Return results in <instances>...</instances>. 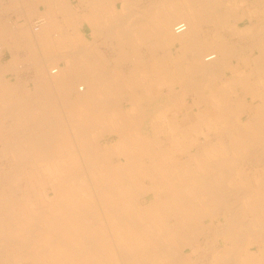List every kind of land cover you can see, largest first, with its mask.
<instances>
[{
	"label": "bare ground",
	"instance_id": "obj_1",
	"mask_svg": "<svg viewBox=\"0 0 264 264\" xmlns=\"http://www.w3.org/2000/svg\"><path fill=\"white\" fill-rule=\"evenodd\" d=\"M143 1L82 0L77 12L65 0H0V54L32 45L30 31L68 46L66 31L77 35L86 14L95 36L119 48L124 62L132 59L129 75L96 58L80 72L84 48L72 50L63 68L62 55L44 53L33 103L0 88L16 102L0 107V152L37 159L42 169L26 172L20 187L10 167L9 187L0 188L3 262L264 264V22L241 29L228 16L232 0ZM246 2L245 18L264 17V0ZM10 13L21 18L17 25ZM53 14L64 18L60 26L51 24ZM14 68L0 64V78ZM138 81L149 86L135 92ZM124 83L132 89L125 117L115 96ZM111 118L124 126H110ZM105 132L118 140L103 148L96 136ZM136 178L149 186L140 190ZM33 179L48 185L39 202L30 193Z\"/></svg>",
	"mask_w": 264,
	"mask_h": 264
},
{
	"label": "rangeland",
	"instance_id": "obj_2",
	"mask_svg": "<svg viewBox=\"0 0 264 264\" xmlns=\"http://www.w3.org/2000/svg\"><path fill=\"white\" fill-rule=\"evenodd\" d=\"M68 4H69V6H70V3L72 4V6L73 7H75V9L74 10H77V12H78V9L77 8H82L81 6L82 5H80V2L82 1V0H65ZM120 1L121 0H118V4L120 5ZM147 1V0H146ZM146 1L144 0L143 1V3L145 2L146 3ZM233 1V0H232ZM232 1H231V3L228 5V8H229V10H230V15L228 14V16H230L231 18L233 17V18H236V20L238 21V26L241 28V29H247L248 30V32L250 31V28H252L254 25H257L258 24V21L259 20H261V21H263L264 22V17H263V15L262 14H258V15H255V16H253V18H245V16H246V12H245V10L244 9H242V7H244L245 9H247L246 7V5H247V2L246 3H242V0H239V3L238 4H233L232 3ZM251 1V0H250ZM37 3H39V0H37ZM43 3H45V1L43 2ZM77 3V4H76ZM144 3V4H145ZM241 3V4H240ZM250 3V2H249ZM143 4V5H144ZM234 5V6H233ZM240 6V8H239V6ZM256 6V5H255ZM46 5H44V4H42V5H40L39 7H38V9L40 10V11H42V12H47V8L48 7H46ZM235 7V8H234ZM236 7H238L237 9H236ZM244 10V11H243ZM234 13H238V15H236L235 17H234ZM234 14V15H233ZM240 14V15H239ZM248 14H249V12H248ZM9 16V19H10V21L12 22V25L14 26V25H17V21L16 20H20L21 18H18V16L16 15V14H14V13H12V14H10V15H8ZM46 16V15H45ZM259 16V17H258ZM35 18H37L38 16H34ZM54 17V18H53ZM85 17H86V14L85 15H82V14H80V16H79V22H78V26H79V28H80V30H79V32H78V34L76 35V33H75V31H72V30H68V31H66V33L65 34H68L70 37H69V41H70V43H73V44H70L69 43V45L68 46H62V43H58V45H57V43H55V41H56V39L57 38H50V39H48L47 41L46 40H42V36H41V38H40V36H38V35H34L33 33H32V31H30L31 33H30V36H31V42H33V44L32 45H28V46H25V47H16V46H11L10 48H6L5 50H3V52L0 54L1 56H0V64L1 65H3V66H9V65H13V67L15 66L16 68H14L15 70H14V72L13 73H11V72H9V73H6V77L5 78H0V88L1 89H5V88H7V89H14L15 90V93L17 92L18 93V96L20 97V100L22 99V98H25V100L27 99L28 101L27 102H30V103H33L35 100H36V98H32V101H31V95H32V93H34L33 91H35V88H36V86H35V84H36V82H38V80H39V78H43L44 77V75H45V68H44V59H43V56H44V58L46 57V55L44 54V53H49V54H47V55H55V54H60V55H62L63 57H62V59H64V60H62V62H61V64H60V66H62V68L63 67H65L66 66V62L68 61V60H66L67 58H69V57H71V56H75V55H72V54H74L75 53V51H77V49H79V51L78 52H81L82 51V48H84V50L81 52V56H82V58L81 59H85L86 60V62H85V60H84V62H83V64H82V66L77 70V71H80V72H84V71H87L86 69L84 70V68L85 67H83V66H88V67H90V68H92V62H94V60H93V58L95 59H99L100 61L99 62H101L102 64V66H103V68L104 69H109L110 68V70H112L113 72H116V73H121V72H125V74L126 75H129V67L130 66H132V64L129 62V61H131L132 59H129V61L126 63V62H124L123 61V59L120 57V56H122L120 53H119V48H117V47H115V46H109L108 45V43H110L109 41H107L106 40V38H105V36H100V37H97V36H95L94 35V32L91 30V26L89 25V24H87V22H86V19H85ZM261 17H263V18H261ZM51 18V19H50ZM55 18H57V15H55V14H53L52 16L51 15H49V19H50V22H51V24H53V25H59V23H63L64 22V18H61V17H58V19H56V21H55ZM243 18V19H242ZM8 19V20H9ZM59 20V21H58ZM251 20V21H250ZM63 21V22H62ZM244 22V23H243ZM252 23H253V25H252ZM256 23V24H255ZM263 24V23H262ZM60 26V25H59ZM250 26V27H249ZM83 29V30H82ZM212 32V31H211ZM53 34L54 33H52V35L51 36H48V37H52L53 36ZM71 34V35H70ZM82 34V35H81ZM84 34V35H83ZM105 35H106V33H104ZM38 36V37H37ZM80 36V37H79ZM81 36H83L82 38H81ZM87 36V37H86ZM230 36L231 35H227L226 36V38H229V39H232L233 41H236V42H242V43H244V44H246V43H249L250 42V39L251 38H246V39H244L245 41H242V40H240L241 39V37L242 36H239V35H236V36H231V38H230ZM33 37V38H32ZM38 38L37 40H35V38ZM104 37V38H103ZM246 37H248V35L246 36ZM80 39V40H79ZM82 39V40H81ZM236 39V40H235ZM248 39V40H247ZM55 40V41H54ZM103 40H104V43H103ZM240 40V41H239ZM36 41V42H35ZM49 41H51L52 43L50 44V42ZM86 41H88V42H86ZM90 41V42H89ZM100 41V42H99ZM102 41V42H101ZM105 41H107V42H105ZM36 44H35V43ZM47 42H48V44H47ZM66 42V40L64 39V43ZM45 44V45H44ZM93 44V45H92ZM102 45V46H101ZM108 45V46H107ZM46 46V47H45ZM80 46V47H79ZM86 46V47H85ZM89 48H88V47ZM34 47V48H33ZM43 47H45L44 49H43ZM50 47V48H49ZM53 47V49H51ZM60 47V48H59ZM105 47V48H104ZM108 47V48H107ZM177 47H179V45H177L175 48H174V50H177ZM14 48V49H13ZM22 48V49H21ZM24 48V49H23ZM25 48H26V50H25ZM55 48V49H54ZM59 48V49H58ZM107 48V49H106ZM111 48V49H110ZM145 48V49H144ZM144 48H142V53L143 54H145V56L143 55V54H141L140 56L142 57L143 56V58L144 59H147L148 57H149V54H147V56H146V52H147V50L149 49L148 47H144ZM45 49H47L46 51H45ZM118 49V50H117ZM23 50V51H22ZM33 50H36L35 52H33ZM53 50H55L54 52H53ZM57 50H59L58 52H57ZM73 50V52L72 53H70L71 51ZM87 50V51H86ZM109 50V51H108ZM16 51V52H15ZM44 51V52H43ZM67 51H69V52H67ZM91 51V52H90ZM110 52V53H108V52ZM116 51V52H115ZM21 52V53H20ZM56 52V53H55ZM64 52V53H63ZM107 52V53H106ZM118 52V53H117ZM23 53V54H22ZM68 53V54H67ZM70 53V54H69ZM92 53V54H91ZM114 53H115V55H114ZM22 54V55H21ZM36 54H37V56H36ZM90 54V55H89ZM27 55V56H26ZM53 55V56H54ZM69 55H71V56H69ZM84 55V56H83ZM110 55V56H109ZM69 56V57H68ZM106 56V57H105ZM22 57V58H21ZM28 57V58H27ZM89 57V58H88ZM92 57V58H91ZM140 57V58H141ZM18 58V59H17ZM91 58V59H90ZM21 59V60H20ZM22 59H24V60H22ZM28 59V60H27ZM31 59V60H30ZM80 59V58H79ZM14 60V61H13ZM43 60V62L41 63V61ZM66 60V61H65ZM88 60V61H87ZM93 60V61H92ZM105 60V61H104ZM28 61V62H27ZM32 61V64L34 65H31V62ZM92 61V62H91ZM103 61V62H102ZM37 62H38V65H37ZM87 62H88V64H87ZM23 63H24V65H26V63H28L27 64V66H24L23 65ZM36 63V64H35ZM65 63V64H64ZM86 63V64H85ZM108 63V64H107ZM123 63V64H122ZM126 63V64H125ZM43 64V65H42ZM122 64V65H121ZM22 65V66H21ZM29 65V66H28ZM125 65V66H124ZM18 66V67H17ZM120 66V67H119ZM123 66V67H122ZM128 66V67H127ZM20 67V68H19ZM25 67V68H24ZM27 67V68H26ZM107 67H109V68H107ZM116 67V68H115ZM125 67V68H124ZM18 69V70H17ZM28 69V70H27ZM83 69V70H82ZM115 69H116V71H115ZM125 69V70H124ZM26 71V72H24V71ZM44 70V71H43ZM16 71V72H15ZM18 71V72H17ZM20 71V72H19ZM91 71H92V69H91ZM24 72V73H23ZM5 75V74H4ZM12 76V77H11ZM67 77V76H66ZM23 79V80H22ZM67 79V78H66ZM17 80V81H16ZM6 82V83H5ZM22 84H21V83ZM65 81L64 80H62V81H60V87H61V85L64 83ZM144 82V83H143ZM11 84V85H10ZM125 84V85H124ZM124 84H122L121 86H118V85H116V94L117 95H115V96H117V98H118V102H123V105H121L120 107H118V109L120 110L119 112L122 114V116L123 117H125L126 116V113H127V110L129 109V107H130V105H131V103L129 102V100H126V98L131 94V92L130 91H132V89H130V90H128V88H130V85H128V83L126 84V83H124ZM133 85V87H135V92L136 91H138V92H142L143 90H144V86L145 85H147V86H149V84H148V81H138V82H134V83H132ZM21 85V86H20ZM34 85V86H33ZM56 85H58V83H56ZM128 85V86H127ZM138 85V86H137ZM127 88H126V87ZM5 87V88H4ZM21 87V88H20ZM25 87V88H24ZM27 87V88H26ZM58 87H59V85H58ZM59 87V88H60ZM137 87V88H136ZM19 88V89H18ZM34 88V89H33ZM31 89V90H30ZM134 89V88H133ZM33 90V91H32ZM157 90V89H156ZM156 90H154L155 92H156ZM5 91H7L8 92V90H5ZM4 91V93H6ZM32 91V92H31ZM22 92V93H21ZM16 93V94H17ZM61 93V92H60ZM55 94L56 96L57 95H61V94ZM124 93V94H123ZM18 96H15V97H17V99H19V97ZM25 96V97H24ZM26 97H28V98H26ZM5 98H7V99H9V97L8 96H6V95H0V107H2V103L4 102V103H6L7 105H10V106H12V105H15L16 104V102L14 101L13 102V100L11 101V99H10V101L9 100H5ZM2 99H3V101H2ZM34 100V101H33ZM124 100V101H123ZM5 101H7V102H5ZM146 101V100H145ZM145 101H142V102H144V103H148V102H145ZM189 102H190V100H189ZM144 103H142L143 105H144ZM184 103V104H183ZM182 104L181 103H179V105H180V108H181V111H182V113L184 112V110H185V107H184V105H186V104H188V101H184ZM6 104H3V106H6ZM130 104V105H129ZM142 105V106H143ZM152 106H156V103L154 104V105H152ZM110 107H111V105H110ZM115 107V106H114ZM157 107V106H156ZM155 107V108H156ZM123 108V109H122ZM123 112V113H122ZM244 117V116H243ZM244 119H245V117H244ZM109 124H110V126L112 125V124H115L116 126H117V124H119L120 123V121H117V119L116 118H111V119H107L106 120ZM149 121H147V123H148ZM107 123V124H108ZM122 123V122H121ZM146 123V124H147ZM106 124V125H107ZM120 126H124V124L122 123V124H119ZM147 126V125H146ZM108 127V126H107ZM109 128V127H108ZM111 128V127H110ZM122 128V127H121ZM109 133V134H108ZM115 135V136H114ZM98 136V137H97ZM96 136V142H97V144H100V147H102L103 146V148L104 147H110V146H112V145H114V143H116V141L118 140V137H117V135H116V133L115 132H105V133H103L102 135H97ZM110 136H112V137H110ZM117 139V140H116ZM113 141V142H112ZM103 148H100V149H103ZM15 154L13 155V151H7L6 153H1L0 152V182H2L0 185V188H5V187H9V184H10V181L9 180H7V178H5L6 177V175L7 176H9V174L11 173L10 172V170H11V168H12V172H19L20 173V176H19V180H20V182H19V180H18V182L21 184V183H23V184H21V185H19L20 187L21 186H25L24 184H25V178H26V172H29L30 170H34V171H37L38 169H40V170H42L41 168H39V164H40V161H38L37 159L35 160V159H33V158H30V159H25V158H23L24 160H20V162L17 160V159H15ZM14 157V158H13ZM13 158V159H12ZM172 158H174V157H172ZM169 159H171V157H168V159L166 158V161H168ZM5 160V161H4ZM16 160V161H15ZM35 160V161H34ZM37 161V162H36ZM115 161H116V159H115ZM165 161V162H166ZM5 162V163H4ZM7 162H9V163H7ZM11 162V163H10ZM24 162V163H23ZM35 162V163H34ZM20 163H21V165H20ZM33 164V165H32ZM3 165V166H2ZM16 165V166H15ZM18 165H20V166H18ZM30 165H32V166H30ZM8 166V167H7ZM11 167V168H10ZM14 167V168H13ZM3 168V169H2ZM10 168V169H9ZM38 168V169H37ZM254 168V167H253ZM14 169V170H13ZM20 169V170H19ZM3 170V171H2ZM9 170V171H8ZM19 170V171H18ZM6 171H8L6 174H5V172ZM22 171H23V174H22ZM39 171V170H38ZM170 171H173V169H170ZM3 175V176H2ZM39 176H41V175H39ZM2 177H4V178H2ZM138 177V176H137ZM40 178V177H39ZM4 179V180H3ZM137 180H136V182H137V185L140 187V190H143V189H145V188H147L149 185H147L146 183H139V181H138V179L139 178H136ZM41 180V181H40ZM40 180H38V181H35L34 179L33 180H31V185H32V191H30V193H31V195H34L35 197H34V199L36 200L35 202H39V201H41L44 197V192H45V190H46V188H47V183H45V182H43V180L42 179H40ZM41 182V183H40ZM40 183V184H39ZM40 188V189H39ZM16 189V188H15ZM14 189V190H15ZM13 190V191H14ZM21 189H18V191L13 195L14 197H15V199H20L21 197H22V194H21V192H23V191H20ZM42 191V192H41ZM6 192H8V188H6ZM20 193V194H19ZM17 194V195H16ZM37 194V195H36ZM43 195V196H42ZM141 198H140V204H142V203H145L146 205L149 203V202H151V200L153 199V197H152V194H150V195H148V196H146V198L147 199H144L142 196H140ZM24 210H25V208H23ZM33 224H35V222H33ZM2 243H3V245H2ZM2 246V247H1ZM4 246V247H3ZM5 248V249H4ZM7 245H6V243H4V242H0V256H1V259H0V264H7V263H5V262H3V259H5L6 258V255H5V253H4V251L6 250V252H7ZM35 250H37L38 251V249L36 248ZM3 251V252H2ZM26 253H27V251H26ZM3 255V256H2ZM188 255H190V253L188 254ZM190 258H191V256H190ZM202 259V258H201ZM1 260H2V262H1ZM16 260V259H15ZM15 260L13 259L12 260V264H30L28 261H25V263H24V259H17L16 261L17 262H15ZM200 261V262H199ZM199 262V263H198ZM203 262H205L204 264H207L206 263V261L205 260H203L202 259V261L201 260H195L194 262H193V264H203Z\"/></svg>",
	"mask_w": 264,
	"mask_h": 264
},
{
	"label": "crops",
	"instance_id": "obj_3",
	"mask_svg": "<svg viewBox=\"0 0 264 264\" xmlns=\"http://www.w3.org/2000/svg\"><path fill=\"white\" fill-rule=\"evenodd\" d=\"M10 14H12V13H10ZM10 14H9V15H10Z\"/></svg>",
	"mask_w": 264,
	"mask_h": 264
}]
</instances>
